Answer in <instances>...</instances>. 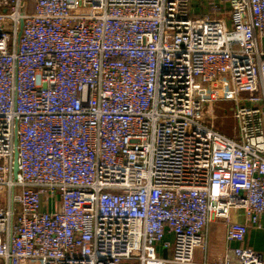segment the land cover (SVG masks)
<instances>
[{
  "label": "built area",
  "instance_id": "2783aa9c",
  "mask_svg": "<svg viewBox=\"0 0 264 264\" xmlns=\"http://www.w3.org/2000/svg\"><path fill=\"white\" fill-rule=\"evenodd\" d=\"M215 223L264 264V0H0V264H209Z\"/></svg>",
  "mask_w": 264,
  "mask_h": 264
},
{
  "label": "crops",
  "instance_id": "0c3cea01",
  "mask_svg": "<svg viewBox=\"0 0 264 264\" xmlns=\"http://www.w3.org/2000/svg\"><path fill=\"white\" fill-rule=\"evenodd\" d=\"M236 220L241 221V219L238 218ZM244 245L257 251H264V231L249 229L245 236ZM230 246H237V244L232 243ZM225 247L223 225L219 223L212 224L208 230V248L206 252L207 263L216 264V262L220 260ZM198 252L201 255L199 259L196 258ZM203 259V253L196 251L194 255V262L200 264Z\"/></svg>",
  "mask_w": 264,
  "mask_h": 264
},
{
  "label": "rangeland",
  "instance_id": "374dc122",
  "mask_svg": "<svg viewBox=\"0 0 264 264\" xmlns=\"http://www.w3.org/2000/svg\"><path fill=\"white\" fill-rule=\"evenodd\" d=\"M226 86V93L219 96L214 95L212 98L206 97V105L204 109L205 121L213 129L220 133L233 137V120L232 114L234 111V100L230 95V86L226 80L223 82ZM201 252V251H200ZM202 253V252H201ZM196 258H200L199 252Z\"/></svg>",
  "mask_w": 264,
  "mask_h": 264
}]
</instances>
